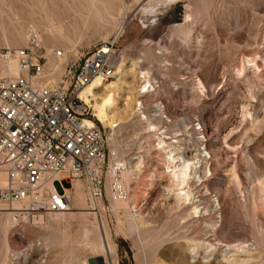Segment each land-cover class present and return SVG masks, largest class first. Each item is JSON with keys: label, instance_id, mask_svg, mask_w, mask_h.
Instances as JSON below:
<instances>
[{"label": "rangeland", "instance_id": "rangeland-1", "mask_svg": "<svg viewBox=\"0 0 264 264\" xmlns=\"http://www.w3.org/2000/svg\"><path fill=\"white\" fill-rule=\"evenodd\" d=\"M114 1L115 11L122 15L116 13L114 21L103 26L95 20L85 24L62 19L64 38L54 46L39 22H34L39 21V9H34L36 18L30 20L22 11L23 0H2L0 49H8L4 42L16 25L13 22L17 23L18 11L25 17L22 40L9 49L22 47L27 30L34 28L45 49L66 50L67 59L109 44L118 55L115 73L120 64L126 70L137 61L140 68H148L153 91L140 99L141 112L156 126V134L163 133L168 138L165 142H174L172 146L188 158L197 156L195 150L203 145L211 157L212 175L200 186L190 183V190L199 207L216 197L222 201L224 218L212 219L218 225L215 239L203 220L184 224L186 219L181 218L188 211L176 209L174 197L165 198L169 179L156 146L157 136L146 134L145 121L115 129L116 142L107 128L97 124L107 137L106 172L113 165L112 151L123 161L143 159L144 172L137 185L126 187L130 194L127 206L111 211L107 191L102 200L93 201L81 180L62 182L60 191L69 200L62 214H27L22 206L0 203V264H187L183 238L248 245L262 252L264 264V246H258L250 224L253 217L264 235V222H258L259 214H252L251 207L253 198L264 204V0ZM116 26L123 30L115 41ZM196 79L205 84V90L200 91ZM155 104L163 109L166 121L156 113ZM232 165L241 178L242 193L227 172ZM149 175L153 177L146 180ZM107 177L106 173V181ZM203 187L210 195L200 193ZM130 203L137 213L130 214ZM132 216L143 218L146 227H155L148 233L130 231ZM154 233L166 241L155 246L147 237ZM218 246L220 250L214 251L207 264L225 263L221 250L226 247ZM190 264L202 263L197 258Z\"/></svg>", "mask_w": 264, "mask_h": 264}, {"label": "built area", "instance_id": "built-area-1", "mask_svg": "<svg viewBox=\"0 0 264 264\" xmlns=\"http://www.w3.org/2000/svg\"><path fill=\"white\" fill-rule=\"evenodd\" d=\"M63 55L60 49L52 54ZM47 57L41 34L32 28L22 47L0 49V203L19 204L27 214L66 212L68 198L60 191L65 181H83L95 201L106 193L107 137L84 126L91 108L81 93L96 79L114 76L118 55L103 44L68 59L54 84ZM11 60L18 69L14 77L8 75ZM121 169L116 167L108 188L113 200L126 202ZM131 211L137 213L133 205Z\"/></svg>", "mask_w": 264, "mask_h": 264}, {"label": "bare ground", "instance_id": "bare-ground-1", "mask_svg": "<svg viewBox=\"0 0 264 264\" xmlns=\"http://www.w3.org/2000/svg\"><path fill=\"white\" fill-rule=\"evenodd\" d=\"M145 1L159 2L161 0H145ZM173 1H177V0H173ZM23 4L24 7L23 9L22 8L21 9L26 15V18H30V20L36 18V16H33L34 9L35 8L39 9V10L36 9L39 13L41 12L37 16L39 21L36 20L34 22H39L38 24L41 25L44 31L43 33L44 35H46L47 40L49 41V43L50 42L53 44L55 43L54 46L56 45V42L59 39L64 38L63 35L64 26L62 25L63 23L62 19L70 18L74 22H81L85 24H90L92 20H95L96 22H100L101 25L103 26V24H107L109 23V21H114V17L116 15L119 16L121 14L119 10L115 11L116 7L114 0H23ZM4 6H5L4 3H2V0H0V11L3 10L2 8H4ZM62 10L65 13H63ZM152 11H154V9ZM71 12H73L72 15ZM16 13L17 15L15 17H17L16 18L17 23L12 21V19L15 21L14 19L15 17L14 18L8 17V19L11 22L16 24V25L14 24L15 26H13L14 28L10 32L9 38L8 36L7 37L4 36V38L6 37L7 39H9L7 40V42L4 40L6 42V43L4 42V44L8 46V49L10 46H17L18 44H20L19 42H21L22 40L21 23L23 22V19L25 17L23 16V14H20V12L18 14V11ZM144 15L146 16V14ZM32 25H34V23ZM116 28H117V32L115 36V41L120 36L123 30V28H121L120 26L119 27L116 26ZM23 34L25 33L23 32ZM69 35L70 34L68 33V37H67V34H65V36L70 40ZM65 48L67 47H64L63 49ZM52 50L51 48L46 49V53L48 56L46 69L55 73V76L51 78L52 79L51 82L52 84H54L56 83L59 75L61 74L63 63L68 60L66 57L68 53L65 52L66 50L65 51L62 50L63 52H65L64 55L61 58H54L52 54L53 51H55V49L53 51ZM137 62H133V63L131 62L126 70H124L126 66L120 64L117 73L114 74L115 76L114 79L109 81L107 84L104 83L106 81H101L100 79H96L95 81L88 84L84 88V90L81 93V98L86 104H90L91 118L84 119L83 124L88 128L95 127V125L99 124L109 129V132L112 133L111 139L113 140L114 138V142H116V139L118 137L114 136L116 133L114 131L115 129L119 127L121 128L122 126H127L129 124H134L135 122L145 121V125H146L145 127L147 130L146 134L151 133L153 134V136H157L156 146L158 147L160 153L162 154L164 171L169 179L170 187L165 189L166 192L165 198L167 199L168 195L169 197H174L173 199L175 200L176 209L183 207L182 209L185 208L188 211V213H186L187 215L181 218V220L186 219V221L183 222L184 224H188L192 220L197 221L200 219L201 221L203 220L204 222L203 224L206 225L205 227L211 231V233L209 232V234H215V231L218 230L216 228L218 227V225L216 222H212V219L214 220L217 217V219L221 221L224 218L223 217L224 212H222V208H223L222 201H220V199L216 197L213 201L209 202L207 206L199 207V205L196 204V201H193L194 194L190 190V183H193L194 185L199 184L198 186H200L204 181H206L207 177L212 175L208 162L211 157L205 145H203V149L195 150V153L198 152L197 156L188 158V156L184 155L181 151H178L180 150L178 147L172 146V143L174 142L166 143L165 140H167L168 138L162 136L163 133L159 135L156 134L158 132L156 126L153 125L150 121H148L147 118L141 112L142 102L140 99H143V97L147 93L153 91V86L149 80V75H150L149 70L148 68L145 69L140 68ZM247 63H253V61H247ZM253 66H255V64H253ZM17 72H18L17 65L14 60H11L9 64L8 75L10 77H14L17 75ZM128 79L130 80L128 81ZM196 82L200 91L205 90L204 87L205 84H203L202 81L196 79ZM95 90L97 91L94 92ZM153 108L155 109L156 113H158L159 117L161 116L165 121L167 120V117L165 113L161 111L163 109H160L159 104L153 105ZM202 138L204 137L202 136ZM112 153L113 155H111L112 158L110 162L111 164L113 163V165L108 166V171H107L108 177L106 181L105 191L108 192V197L110 200V208L111 211L114 212L116 209H118V207L123 208L127 206L125 202L113 200L111 196V192L108 188L110 181L114 177V172H115L114 170L116 169V167L122 166L123 169L120 170L121 183L123 187L126 189V187L130 186V184L137 185L140 175L144 172L143 171L144 162L143 159H140V157H134L129 159L128 161H123L120 158L119 159L115 158L116 156L114 151H112ZM136 154H140V153H136ZM227 172L230 174V177L232 178L236 189H238L239 193H242L240 190L241 178L236 171V166L232 165V167ZM152 177L153 175H149L146 180H149ZM3 185H4V178L3 175L0 173V187H2ZM61 188L63 189L62 186ZM86 190L89 194L87 186H86ZM202 191L203 194L201 193ZM200 193L204 196L210 195L209 191L205 187H203ZM75 195L76 197L79 196L78 188H76ZM89 197L91 198L90 194ZM14 205H19V204H14ZM93 206L95 205L93 204ZM131 206L132 204L130 203L129 212L130 214H135L132 213ZM251 207H252V214L254 213L259 214L257 217L258 222H264V204H260L259 202L256 201L255 198H253V202H251ZM133 208H135V206H133ZM51 214H62V213H51ZM135 217L136 218H133L132 216L131 218L132 221L128 225L130 231H134L137 233L138 231H143L144 233H146L147 231L153 230L150 228L155 227V225L151 227H146L148 224L143 221V218H140V216L139 217L135 216ZM250 224L252 225L253 230H255L256 232L255 234L257 237L258 246L259 245L264 246V235L262 231L261 232L258 231L256 222L253 219V217H251ZM180 227L182 228V226ZM159 235H160L159 233H154V234H148L147 237L151 238L155 246H158L166 241V239H161V238L159 239ZM215 236L216 234L212 239H215ZM209 239L210 237L208 238V241ZM183 240H184V248L185 251L187 252V259H188L187 264L194 263L197 258L201 260L202 264L203 263L207 264L211 258L213 259L214 251L220 250L218 245H224V248L226 247L224 250H221L224 253V256L222 257V260L225 262L224 264H262L263 263V260L261 259L262 252L256 248L252 250L249 248L248 245L238 244L236 246H233L229 243H225L223 241H217V240L215 244H212L211 242L209 243L204 242L203 240H201L202 242H199L200 240L194 241L192 239L185 240V238H183Z\"/></svg>", "mask_w": 264, "mask_h": 264}]
</instances>
